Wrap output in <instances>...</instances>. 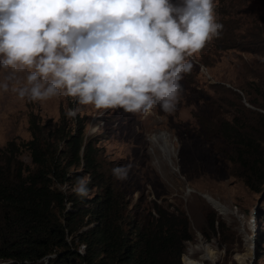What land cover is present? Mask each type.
Here are the masks:
<instances>
[{"label":"rangeland","instance_id":"374dc122","mask_svg":"<svg viewBox=\"0 0 264 264\" xmlns=\"http://www.w3.org/2000/svg\"><path fill=\"white\" fill-rule=\"evenodd\" d=\"M213 16L223 25L221 34L230 32L232 39L221 41V34L214 36L200 51L185 56L193 69L182 74L183 92L172 113L158 105L135 114L120 108L96 109L91 104L78 105L76 98L64 95L28 102L12 91L24 85L27 72L0 68V84L9 85L6 92L0 88V146L9 138H29V117L46 129L56 122L60 110L66 113L79 107L76 117L83 124V133L96 139L104 161L112 168H129L126 179H114L136 221L154 214V201L186 213L191 238L184 242L182 264L185 260L190 264L198 260L241 264L242 257L245 264H264V167L248 186L239 175L242 168L224 152L225 141L207 136L202 128V121L207 124L216 114L230 115L231 109L225 111L232 103L245 111L264 112V4L260 0H213ZM254 31L257 35L251 34ZM231 41L235 46L226 47ZM246 124L253 126L252 120ZM18 157L32 166L26 149ZM77 179L71 177V187ZM94 190L88 187L89 195ZM207 197L227 210L220 211ZM206 211H212L222 226L210 229ZM78 247L82 249L80 244ZM205 248L213 255L212 261L204 257Z\"/></svg>","mask_w":264,"mask_h":264},{"label":"trees","instance_id":"16d2710c","mask_svg":"<svg viewBox=\"0 0 264 264\" xmlns=\"http://www.w3.org/2000/svg\"><path fill=\"white\" fill-rule=\"evenodd\" d=\"M229 34H221V41L231 40ZM232 46V41L226 45ZM226 110L230 115L216 114L207 124L202 121V128L225 141L224 152L252 186L264 167V112L245 111L237 103ZM28 129L26 140L9 138L0 146V264H182L184 242L191 238L186 213L154 201V214L136 221L113 168L100 156L96 139L84 135L78 117L69 119L60 110L46 129L29 117ZM21 149L32 166L18 157ZM73 175H90L88 187L95 190L76 195ZM204 218L210 229L222 226L212 211Z\"/></svg>","mask_w":264,"mask_h":264},{"label":"clouds","instance_id":"9594fccd","mask_svg":"<svg viewBox=\"0 0 264 264\" xmlns=\"http://www.w3.org/2000/svg\"><path fill=\"white\" fill-rule=\"evenodd\" d=\"M222 29L213 0H0V68L27 72L12 91L28 102L64 95L96 109L172 113L182 74L193 69L185 56ZM128 171L111 174L123 180ZM89 183L90 175L78 178L72 191L87 196Z\"/></svg>","mask_w":264,"mask_h":264},{"label":"bare ground","instance_id":"6f19581e","mask_svg":"<svg viewBox=\"0 0 264 264\" xmlns=\"http://www.w3.org/2000/svg\"><path fill=\"white\" fill-rule=\"evenodd\" d=\"M164 134V133H163ZM158 136H161L160 134L159 135H156V137ZM157 139V138H156ZM161 140V139H160ZM162 143L164 144L163 142V139H162ZM165 145V144H164ZM164 147V146H163ZM206 199H208V201H210L215 207H217L220 211L224 212L226 211L227 209L225 207H223L222 205H220L219 203H217L215 200H213L211 197H207ZM247 244H248V247L250 249V238H247ZM201 247V246H200ZM204 257L206 258H209L211 261L213 260V255L212 254H209V252H207L208 250L205 248L204 249ZM195 264H204V262L202 260H198ZM241 264H245V259L244 257L241 258Z\"/></svg>","mask_w":264,"mask_h":264}]
</instances>
